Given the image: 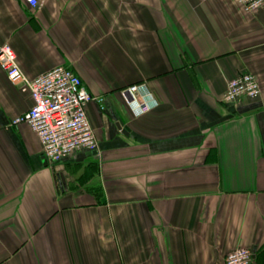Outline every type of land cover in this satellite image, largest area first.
<instances>
[{
    "label": "crops",
    "instance_id": "crops-1",
    "mask_svg": "<svg viewBox=\"0 0 264 264\" xmlns=\"http://www.w3.org/2000/svg\"><path fill=\"white\" fill-rule=\"evenodd\" d=\"M24 73L78 74L105 107L99 151L59 160L15 115L33 104L0 67V264H264V4L0 0V44ZM253 71L261 92L225 101ZM153 106L136 112L122 90ZM150 94V95H149Z\"/></svg>",
    "mask_w": 264,
    "mask_h": 264
},
{
    "label": "built area",
    "instance_id": "built-area-1",
    "mask_svg": "<svg viewBox=\"0 0 264 264\" xmlns=\"http://www.w3.org/2000/svg\"><path fill=\"white\" fill-rule=\"evenodd\" d=\"M35 6L38 0H27ZM243 10L254 14L264 4V0H237ZM0 67L8 79L25 88L32 100V106L15 115L11 122H25L41 140L43 154L50 160H59L78 149L98 152L99 143L86 114V105L96 102L105 107L102 95L93 94L84 85L80 76L64 65H55L33 76H27L16 60L10 44H0ZM147 90L144 82L129 84L122 94L129 101L136 102V112L148 110L154 104L138 102L136 94ZM261 92L258 77L245 71L227 82L225 101H234L241 96L257 97ZM150 95V94H149ZM252 251L246 246H237L224 257L225 264H250Z\"/></svg>",
    "mask_w": 264,
    "mask_h": 264
},
{
    "label": "trees",
    "instance_id": "trees-1",
    "mask_svg": "<svg viewBox=\"0 0 264 264\" xmlns=\"http://www.w3.org/2000/svg\"><path fill=\"white\" fill-rule=\"evenodd\" d=\"M251 72H253V71H251ZM254 73V72H253Z\"/></svg>",
    "mask_w": 264,
    "mask_h": 264
},
{
    "label": "water",
    "instance_id": "water-1",
    "mask_svg": "<svg viewBox=\"0 0 264 264\" xmlns=\"http://www.w3.org/2000/svg\"><path fill=\"white\" fill-rule=\"evenodd\" d=\"M92 152H94V151H92Z\"/></svg>",
    "mask_w": 264,
    "mask_h": 264
}]
</instances>
